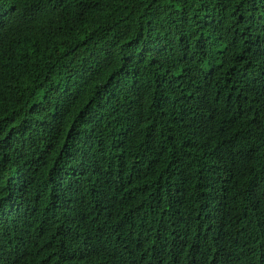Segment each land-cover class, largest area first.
<instances>
[{"label": "trees", "instance_id": "1", "mask_svg": "<svg viewBox=\"0 0 264 264\" xmlns=\"http://www.w3.org/2000/svg\"><path fill=\"white\" fill-rule=\"evenodd\" d=\"M0 264H264V0H0Z\"/></svg>", "mask_w": 264, "mask_h": 264}]
</instances>
